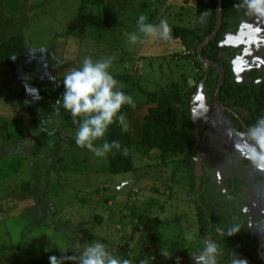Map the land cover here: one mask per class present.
<instances>
[{"label":"rangeland","instance_id":"374dc122","mask_svg":"<svg viewBox=\"0 0 264 264\" xmlns=\"http://www.w3.org/2000/svg\"><path fill=\"white\" fill-rule=\"evenodd\" d=\"M196 4L197 0H127L119 18L123 25L107 28L101 9L82 5L80 0H0V45L12 37L22 40L21 51L11 60V66L0 67V166L16 155L5 148L26 145L19 154L25 159L21 173L0 182V264H60L75 237L72 230L90 221L94 214L101 215L105 222L99 227L94 222L87 225L98 240L88 244L78 241V248L83 250L76 257L80 264H98V259L104 264H124L127 255L142 259L148 251L138 255V240L146 217L155 220L159 230L154 248L151 243L145 244L152 252L156 247L155 254L147 253L154 258L144 257L141 264L207 262L206 239L198 234L197 205L187 202L191 196L187 186L181 185L184 180L179 172L175 171L177 178L171 180L173 170L134 154V172L111 175L103 151L104 120L97 109L82 115L79 128L65 127L64 116L76 106L72 99L65 100L59 94L63 78L126 72L148 91H156L169 77L176 79L180 75L187 79L189 88L197 87L201 92L196 80L200 71H194L186 58H179L182 50L177 43L169 44L163 39L171 28L195 23L190 10ZM118 60L124 62L123 66ZM75 86L77 102L89 98L102 104L118 99L115 85ZM132 98L130 131L132 139L138 141V127L148 107L139 93L134 92ZM32 114L36 116L35 126L31 124ZM24 128L23 138L5 139ZM36 147L40 149L35 157L32 152ZM59 155L64 158L57 167L60 177L52 175L49 182L55 214L46 224L56 223L62 228L46 224L38 227L33 225L32 217L24 214L32 202L19 201L16 192L21 183L31 178L34 187L47 185L43 179L45 170L56 166ZM211 157H215L213 152L205 154L206 161H213ZM96 187L104 189L101 202L111 197V208L93 199ZM13 204L15 209L11 208ZM123 233L132 235L128 245L118 242L117 237ZM222 233L223 229L218 230L217 241L228 243L230 248L233 240L222 242ZM109 240H115L113 246H108ZM116 249H123L119 259L110 257Z\"/></svg>","mask_w":264,"mask_h":264},{"label":"trees","instance_id":"16d2710c","mask_svg":"<svg viewBox=\"0 0 264 264\" xmlns=\"http://www.w3.org/2000/svg\"><path fill=\"white\" fill-rule=\"evenodd\" d=\"M80 1L82 5H91L101 9L105 27L123 25L119 18L124 6L127 4V0ZM216 7L217 0H197L196 6L190 10L193 13L192 16L195 23L192 22V26L186 27L175 26L163 36L165 42L169 44L177 43L180 46L182 53L179 58H186L189 66L194 71H200V73L196 74V80L197 82L203 81L204 89L210 100L213 98V93L218 83L219 71L214 67L205 68L199 62L196 52L199 45L215 28L217 20ZM263 14L264 0H223L222 26L217 36L202 50L204 59L220 65L224 69L225 83L220 93V102L229 109H234L238 106L246 111L250 116L247 124L252 128H264V81L256 85L251 81L239 84L236 81L235 68H232L234 66L232 60L237 49L224 44H226L225 41L232 35V32L240 34L241 32L248 33L252 31L256 35L257 33L262 34L264 30V23H262L264 20L261 19ZM246 24H248L247 29L245 27ZM258 24H261L263 30H257L259 28ZM2 28L0 21V31ZM21 48L22 40L19 37H12L3 42L0 45V67L11 66V60L20 53ZM171 57L178 60L175 56ZM117 63L123 66L124 62L118 60ZM60 84V97L65 100L72 99L76 106L64 116L63 126L72 129L79 128L82 122V115L91 113L92 108H96L97 114L104 120L105 143L103 144V151L108 163V171L111 175H123L134 172L136 170L134 154L138 155L143 161L156 160L160 167L173 170L171 180L175 181L179 172L181 180H184L181 185L187 186L188 193L191 196V198L188 197L189 201L187 202L197 205V223L200 225L198 234L200 238L206 239V248L208 249L209 247L208 255L211 258L210 264H264V246L261 247L264 240L250 233L251 229L247 226L248 219L239 212L242 206L241 194L235 197L244 185V175L252 178V180H248V185L258 183L264 180V169L260 166L258 160L255 159V165L252 170L250 168L244 174L241 172L237 174V171H235L236 167L231 161L234 145H224L223 147L222 142L217 141V139H214L211 143L212 147L215 146L213 150L217 148L214 152L215 157H212L213 161L206 163L203 160L204 164L201 163L202 159L198 158L197 149L202 133L197 132L192 119L193 96L196 93V87L189 88L186 78L180 75L176 79L169 77V80L164 81L156 91L144 89L141 82L134 79V75L132 76L128 72L113 75L107 73L97 77L84 76L80 77V79L63 78ZM78 84L87 86L115 85L119 91L118 99L102 104L91 101L89 98H84L82 101L77 102L76 96L78 92L75 90V85ZM134 92L139 93L143 97V105L148 107L142 124L138 127V141L132 139L130 131ZM35 118L36 116L32 114L33 121L31 124L33 126L36 124ZM230 118L233 119L232 117ZM26 129H22L15 136L8 134L5 139L11 140L12 137L23 138ZM255 135L260 137L259 141L262 144L260 146L264 151V134L256 133ZM25 147V144H20L19 146L12 144L5 148L7 152L10 150L16 155L7 163L5 161L2 162L3 166H0V182L5 179H11L21 173L25 165V159H22L19 154L26 150ZM39 149L40 147L33 149L32 153L35 157L39 155ZM5 150H2L3 153ZM63 162V155H59L55 159L56 166L53 169H43L45 170L43 179L47 185L40 187V189L34 187L31 183L33 178H31L30 181L21 183L20 191L16 192L19 201L32 202L33 205L27 207L24 214L32 217L33 225H38L39 227L48 221L52 222L48 218L50 215L53 216L55 214V210L51 201L49 182L52 179V175L60 177L57 167ZM5 164L6 167L4 166ZM175 171L178 172L176 173ZM240 176H242V180L239 178ZM155 189L160 193L158 188ZM103 190L102 187L98 188L93 199L96 198L100 204L110 207L112 204L111 197H105L102 201L103 203L100 201L105 195V193L100 194ZM150 190H152V187ZM224 190L227 191V194L222 192ZM11 208L15 209L16 204H13ZM133 210L136 209L133 207ZM93 214L94 211H91V215ZM128 219H126V222H130ZM145 219L146 222L142 231L140 230L141 237L138 240V245L140 246L138 249L139 256L147 251L150 256V253L155 254L156 251V247L153 252L152 248H154V239L158 233L159 226L155 220H151L149 217ZM139 221L140 219L137 224H139ZM91 222L92 224L94 222L99 227L104 225L105 221L101 215L94 214L90 221L80 223L74 230L71 229L75 237L72 240L73 242L70 241L71 248L60 264H80L76 257H80L83 250L78 248V241L87 242L88 244L93 240H98L97 235L87 228V225ZM120 225L123 226V223H120ZM46 226L49 225L46 224ZM49 227L54 229L62 228V226H57L56 223H52ZM64 229L62 231L67 237V231ZM221 229H223V233L220 236L222 242L227 240V238L233 240L230 248L228 243L217 241V232ZM125 233L117 237V239L118 242L124 241L128 245L132 238V230L128 237ZM112 240L108 241L109 247L114 244L115 240ZM147 243H151V246H153L149 250L145 246ZM217 243H219V247ZM120 251L118 249L114 250L111 252L112 256L110 257L113 258L114 256L116 257L115 259H119ZM147 253H145L144 257L150 260L151 257L147 256ZM141 257L136 259L134 256L127 255L126 259L123 260L126 262L122 263L141 264L144 258L141 259ZM97 263L104 264L100 262V259L97 260Z\"/></svg>","mask_w":264,"mask_h":264},{"label":"flooded vegetation","instance_id":"af4514ba","mask_svg":"<svg viewBox=\"0 0 264 264\" xmlns=\"http://www.w3.org/2000/svg\"><path fill=\"white\" fill-rule=\"evenodd\" d=\"M258 25L259 28L257 30H263L261 24ZM247 26L248 24L245 25L246 29ZM225 43L226 44L224 45H228L237 49L236 54L232 60V62L234 63V66H232V68H235V72L237 74L236 81L239 84L251 81L254 85L263 82L264 30L262 34L257 33V35L255 33H252V31H249L248 33L241 32L240 34L232 32V35L225 41ZM203 85V81H200L199 87L201 92H198V89L196 87V92H198V94L195 93V98H197L198 101L197 103L194 101L195 104L193 105V109H200V107H202V109L204 110L202 112H200L201 110H199L197 113L196 121H193L197 132L202 133L201 139L199 140V147L197 149L198 158L202 159L201 163L204 164V161L206 163L210 162V160H205V154L215 152L217 148L213 150L215 146L212 147L211 143L214 139H217V141L219 140L222 142L221 144H223V147L224 145H234L235 148L232 153L233 158L231 161L232 164L234 163L236 167L235 171H237V174H239L240 172L244 174L245 171L250 168L252 170L255 165V159L258 160V163L264 169V151L260 146L262 145L259 141L260 137L258 135H255L256 133H263L255 131L256 129L264 130V128L250 127L247 124L249 123L250 119L249 114L238 106L234 109H229L227 106L223 105L220 102V94V107H217V105L214 104L215 91L213 93V98L210 100ZM202 93L205 94L206 98L208 99L209 104L207 108L206 105H204L205 103L201 105L203 101L201 100ZM229 116L233 119H231ZM242 176L239 177L241 180ZM248 180H252V178L244 175V185H246L247 187L243 185L242 188L237 192V195L235 197H238L241 194L240 197H242V206L239 209V212L244 215L246 219H248L247 226L249 227V229H251L250 233L252 235H257L262 238V240H264V180L259 181L258 183H252V181H250L252 183L251 185H248ZM222 192L224 194H227V191L225 190ZM262 246H264V243L261 244V247ZM208 254L209 247L206 251L207 262L204 264L211 263V258Z\"/></svg>","mask_w":264,"mask_h":264},{"label":"water","instance_id":"95a60500","mask_svg":"<svg viewBox=\"0 0 264 264\" xmlns=\"http://www.w3.org/2000/svg\"><path fill=\"white\" fill-rule=\"evenodd\" d=\"M222 2L223 0H217V7H216V14H217V20H216V25H215V28L213 30V32L199 45L198 49H197V58L199 60V62L206 68L208 67H214L216 68L219 73H220V78H219V81H218V84H217V87L215 89V93H214V104L217 105V107H220L219 105V94H220V91L224 85V81H225V72H224V69L220 66V65H217L213 62H210L208 61L207 59H204L202 57V50L204 49V47L210 43L218 34L221 26H222ZM196 100H194L195 102H197V98H195ZM202 104L206 105V108L208 106V99L206 98L205 94L202 93ZM193 101V103H194ZM201 110L200 112L204 111L202 109V107H200ZM197 113L198 112H195L194 110H192V119L193 121H196V117H197ZM206 113V112H205ZM196 115V116H195ZM255 131L257 132H263L264 133V130L263 129H256Z\"/></svg>","mask_w":264,"mask_h":264},{"label":"clouds","instance_id":"9594fccd","mask_svg":"<svg viewBox=\"0 0 264 264\" xmlns=\"http://www.w3.org/2000/svg\"><path fill=\"white\" fill-rule=\"evenodd\" d=\"M205 68H206V67H205ZM193 99H194V98H193ZM194 104H195V103H194ZM194 104H193V105H194ZM197 161H198V160H197Z\"/></svg>","mask_w":264,"mask_h":264}]
</instances>
